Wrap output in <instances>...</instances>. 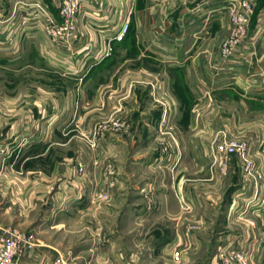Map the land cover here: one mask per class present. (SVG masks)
I'll return each instance as SVG.
<instances>
[{
	"label": "crops",
	"instance_id": "0c3cea01",
	"mask_svg": "<svg viewBox=\"0 0 264 264\" xmlns=\"http://www.w3.org/2000/svg\"><path fill=\"white\" fill-rule=\"evenodd\" d=\"M14 1L0 0V8L11 9ZM40 1L60 21L61 0ZM230 1L97 0L74 20L76 38L69 46L51 43L42 26L29 21L13 33L10 29L18 27L20 18L9 29L0 28L4 70H14L34 50L35 59L45 65L33 67L36 72L74 82L66 95L71 104L77 100L89 108L113 104L127 107L130 98V115H118L124 127L115 130L107 125L98 136L96 156L83 160V196H70L74 205L66 201V207L78 214L92 213L93 219L102 223L82 230L87 259L80 264H123L124 242L120 238V245L117 243L113 236L116 231L106 238L105 215L118 210H125V221L146 223L127 233L136 237L131 242L140 255L146 251L153 254L155 246L160 248L170 232L169 226H153V220H177L180 227L185 222L178 199L186 200L197 219L204 218L208 210L212 214L220 208V235L227 236L225 248L242 245L254 250L257 241L250 236L255 237V233L259 245L263 243L260 249L264 248V0L259 5L256 0H248L253 6L248 36L225 59L219 47L230 30L224 16ZM215 11L220 18L212 21ZM125 19L129 20V29L123 42H112L111 54L102 58L107 42ZM9 104L8 100L7 112ZM188 105L190 115H186ZM195 106L204 108L196 111ZM93 117L88 113L83 116L85 134L91 133ZM67 120L66 116L51 118L56 121L55 127ZM2 121H10L9 114L3 113ZM220 130L249 143L260 176L256 186L257 181L245 179L235 159L225 176L211 163L209 144ZM106 163H113L116 170L113 186H108L104 178ZM123 186H130L132 196L126 208L117 207ZM103 188L111 202L97 207L94 192ZM256 188L261 191L255 197ZM1 210L0 230L9 225L5 215L10 218L8 208ZM55 233L54 227L36 229L35 249L18 264H73L75 259L62 257L68 250L67 239L63 238L66 231L58 239ZM149 234L153 236L150 243L144 240ZM112 245L115 253L108 256L104 247Z\"/></svg>",
	"mask_w": 264,
	"mask_h": 264
},
{
	"label": "rangeland",
	"instance_id": "374dc122",
	"mask_svg": "<svg viewBox=\"0 0 264 264\" xmlns=\"http://www.w3.org/2000/svg\"><path fill=\"white\" fill-rule=\"evenodd\" d=\"M262 1L256 0L257 5ZM35 54L36 52L31 50V57L18 63L11 71L4 70L0 61V211L3 207L9 209V220L6 219L7 215L4 217L9 225H5V228L23 234H32L34 237L33 245L18 257L16 264L21 257L35 249V230L50 227L55 228L57 239L66 231L67 235H63V238L67 239L68 244L66 243L65 247L67 246L68 250H65L62 257L75 259L73 264H80L87 259L83 252L86 244L83 242L85 235L82 230L90 225L100 226L102 223L98 219H93L92 213L87 215L79 213L81 214L79 215L73 208L66 207V201H71L73 197L70 196H83L81 191H84L82 183L85 170L83 174L76 173L78 166L83 167V160H88L90 157L93 159L96 156L98 136L107 125L111 124L115 130L124 127L118 115L124 112L130 115L131 101L130 98L127 99V107L113 104L109 107L90 105L89 108L77 100L73 105L66 100V95L68 89L74 88V82L47 72H36L33 67L45 65L39 59H35ZM120 61L122 62L119 60L118 63H121ZM8 100L9 112H7ZM158 104L159 102L155 103V110L158 109ZM195 107L196 111L204 108ZM187 109L186 115H190L189 105ZM194 112L195 110L192 111L193 114ZM3 113L9 114L10 121L5 123L2 121ZM85 113L94 116V121L89 124L91 127L89 135L84 133ZM53 116L59 119L61 116H66L68 120L55 127L56 121H51ZM163 131H159L160 135ZM221 131H225L230 138L226 130L219 132ZM218 134L215 139L220 141ZM231 139L247 142L239 137ZM162 148L165 151L168 149ZM87 150L90 151L89 154ZM208 157L211 159V155ZM160 160L157 158L158 162ZM77 161L80 162L76 163ZM211 163L213 164V161ZM214 167L217 168L216 165ZM115 172L113 163H106L104 178L108 186H113ZM123 187L124 191L120 193L123 196L122 201L117 207L124 205L126 208L132 196L130 186ZM258 188L253 191L255 197L261 191ZM67 197L69 198L66 200ZM71 202L74 205V201ZM110 202L106 188L94 192V205L97 207L99 204H110ZM183 202L182 199H178L182 215L185 213L186 217L181 227L177 220H153V226L157 228H163L164 225L170 227L169 238L162 240L160 248L155 246L153 254L146 251L140 255L131 242L132 237H136L132 235L133 233H127L131 232L130 229L143 227L146 223L138 224L136 220L125 221L123 219L125 210L105 215L108 227L106 238L109 239V236L113 235L111 232L116 231L117 235L113 236L116 237L117 243L120 245L121 241L124 242L123 264H137L139 261L143 264H226L223 258H226L231 251L243 254L248 264H264V248L260 249L263 243L259 245L257 233L255 237L250 236L252 240L257 241L254 250L242 245L225 248L227 236L220 235L222 232L220 208L212 213L213 216L208 210L204 218L197 219L193 216L191 206L186 200ZM51 211H53L52 215H49ZM77 214L79 216H76ZM147 222L150 225L151 221ZM156 230L160 233L159 229ZM152 237L149 234L144 240L150 243ZM109 246L104 247L108 256L115 253L113 245ZM176 256L178 260L175 259Z\"/></svg>",
	"mask_w": 264,
	"mask_h": 264
},
{
	"label": "built area",
	"instance_id": "2783aa9c",
	"mask_svg": "<svg viewBox=\"0 0 264 264\" xmlns=\"http://www.w3.org/2000/svg\"><path fill=\"white\" fill-rule=\"evenodd\" d=\"M97 0H61L59 7L60 21L56 20L47 6L40 0H15L11 10L0 8V28H8L18 21L10 29L18 31L21 25L26 21L33 22L42 26L46 37L53 44L69 46L70 42L76 38L74 20L87 6H92ZM253 6L248 0H231L226 8L224 16L227 18L230 26L228 34L223 38L219 47V54L222 58H229L234 51L248 36L251 23ZM218 12L212 13L210 20H217L220 17ZM129 29V20L125 19L119 31L115 33L105 46L102 58L107 57L112 52L111 43L123 42ZM9 31V32H10ZM220 141L213 140L211 145V159L217 166L220 175H226L231 161L235 158L243 168L245 179H252L258 184L259 174L256 172V165L250 156V146L247 142L231 139L225 131L218 134ZM78 174L84 173V168L79 165L76 171ZM251 224V223H250ZM34 237L32 234H23L11 228H2L0 230V264H16L18 257L33 245ZM223 258V257H222ZM178 260V257H175ZM226 264H248L247 259L241 253L231 251L226 258H223Z\"/></svg>",
	"mask_w": 264,
	"mask_h": 264
},
{
	"label": "bare ground",
	"instance_id": "6f19581e",
	"mask_svg": "<svg viewBox=\"0 0 264 264\" xmlns=\"http://www.w3.org/2000/svg\"><path fill=\"white\" fill-rule=\"evenodd\" d=\"M4 148V147H3Z\"/></svg>",
	"mask_w": 264,
	"mask_h": 264
}]
</instances>
